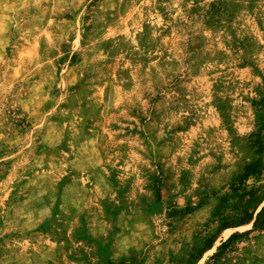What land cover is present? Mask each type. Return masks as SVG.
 I'll return each instance as SVG.
<instances>
[{
  "label": "rangeland",
  "instance_id": "rangeland-1",
  "mask_svg": "<svg viewBox=\"0 0 264 264\" xmlns=\"http://www.w3.org/2000/svg\"><path fill=\"white\" fill-rule=\"evenodd\" d=\"M0 264H264V0H0Z\"/></svg>",
  "mask_w": 264,
  "mask_h": 264
},
{
  "label": "trees",
  "instance_id": "trees-1",
  "mask_svg": "<svg viewBox=\"0 0 264 264\" xmlns=\"http://www.w3.org/2000/svg\"><path fill=\"white\" fill-rule=\"evenodd\" d=\"M246 224V222L241 223V225ZM236 235H233L229 240L233 239Z\"/></svg>",
  "mask_w": 264,
  "mask_h": 264
}]
</instances>
